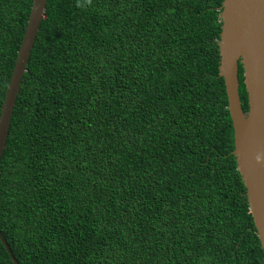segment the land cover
<instances>
[{
	"label": "trees",
	"instance_id": "1",
	"mask_svg": "<svg viewBox=\"0 0 264 264\" xmlns=\"http://www.w3.org/2000/svg\"><path fill=\"white\" fill-rule=\"evenodd\" d=\"M222 2L47 0L0 161L19 264H264L219 75ZM32 3L0 0V113ZM239 80L247 111L241 63Z\"/></svg>",
	"mask_w": 264,
	"mask_h": 264
},
{
	"label": "water",
	"instance_id": "2",
	"mask_svg": "<svg viewBox=\"0 0 264 264\" xmlns=\"http://www.w3.org/2000/svg\"><path fill=\"white\" fill-rule=\"evenodd\" d=\"M47 0H33L24 36L0 113V161L6 147L12 114L27 63L45 17ZM219 75L223 77L228 110L234 128L237 168L242 177L264 252V0H223L219 14ZM248 97L245 111L240 99L239 64ZM14 264H19L0 231Z\"/></svg>",
	"mask_w": 264,
	"mask_h": 264
}]
</instances>
